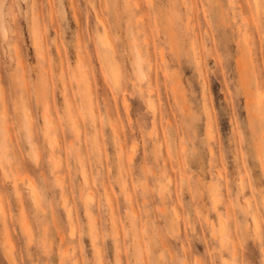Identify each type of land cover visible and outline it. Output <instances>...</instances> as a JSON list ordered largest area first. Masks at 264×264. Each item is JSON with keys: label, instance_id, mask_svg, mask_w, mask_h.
Instances as JSON below:
<instances>
[{"label": "rangeland", "instance_id": "1", "mask_svg": "<svg viewBox=\"0 0 264 264\" xmlns=\"http://www.w3.org/2000/svg\"><path fill=\"white\" fill-rule=\"evenodd\" d=\"M3 21L0 264H264V0Z\"/></svg>", "mask_w": 264, "mask_h": 264}, {"label": "bare ground", "instance_id": "2", "mask_svg": "<svg viewBox=\"0 0 264 264\" xmlns=\"http://www.w3.org/2000/svg\"><path fill=\"white\" fill-rule=\"evenodd\" d=\"M6 4H7V0H0V34L3 37L6 34V29H5L4 21H3V15H4L5 8H6Z\"/></svg>", "mask_w": 264, "mask_h": 264}]
</instances>
